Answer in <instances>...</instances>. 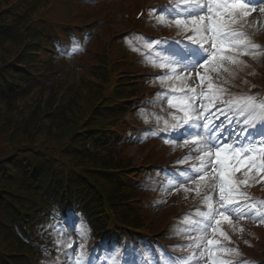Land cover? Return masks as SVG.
<instances>
[{
    "label": "trees",
    "instance_id": "trees-1",
    "mask_svg": "<svg viewBox=\"0 0 264 264\" xmlns=\"http://www.w3.org/2000/svg\"><path fill=\"white\" fill-rule=\"evenodd\" d=\"M61 1L75 0H0V264H42L50 237L41 230L71 209L98 239L147 228L135 208L143 185L125 184L139 176L111 173L131 166L126 116L146 82L131 54L110 49L114 26L68 59L94 20L49 18Z\"/></svg>",
    "mask_w": 264,
    "mask_h": 264
},
{
    "label": "rangeland",
    "instance_id": "rangeland-1",
    "mask_svg": "<svg viewBox=\"0 0 264 264\" xmlns=\"http://www.w3.org/2000/svg\"><path fill=\"white\" fill-rule=\"evenodd\" d=\"M210 2L211 0H198V3L205 8ZM225 2H227V0H225ZM79 4L80 3L77 2L61 1L56 4L52 11H49L48 16L49 18L56 17L62 19L70 11L74 17L73 21L78 22L80 19H83L81 15L85 13L83 9L86 8V20H95L96 22L102 20L100 25L104 29L103 32L106 31V28L109 29V27H112L117 22L118 18L119 23L117 25L122 29L136 26L138 31H144V29L151 25L155 33L170 34L176 31V33H179L182 37H187L192 36L193 33L178 28L175 25V18H177L176 12L181 10L187 12L199 11V9L196 8H187L182 2L178 3V0H108V3L105 5H98L97 8L96 5L84 6L83 4ZM175 5H180L182 9L174 11L175 15L170 18L167 16L169 13H167L168 11L166 8ZM142 9H146L147 12H151L150 10L152 9H166V13L160 17L152 16L153 23H149L150 25H148L146 21L143 22V19L134 25L131 18L133 16L135 18L136 14ZM78 13L81 15H78ZM242 17L243 21H241L239 28L237 30L233 29L235 32L243 34L239 39L244 41L246 38H254L257 41V37H259L261 41H264V1L261 2V4H248L247 8L244 9ZM219 18L220 17H218V19ZM223 19L226 22H231L233 20L237 22L236 12L234 11L230 15L224 16ZM69 20H71L70 17ZM97 32H99V30H96V33ZM208 35H211V33H208ZM210 45L211 41L206 42L204 47L210 48ZM131 46L134 47L133 42L129 43L127 47L130 48ZM253 52L258 54H252L249 48H244L243 46L227 49L215 60L209 57V63L205 65L204 68H201L199 73L196 70L181 73L179 72L180 66L178 65H171L169 67L170 69H167V71L162 70L161 73L155 75H150L151 73L149 71L148 74L142 72L143 75L140 76L141 78L147 76V78L152 79L150 86L153 92L156 93V97L145 101L146 104L138 107L135 111L137 112L136 115L130 116V118L138 119L144 130L152 126H157L163 132V135L172 134L174 131L171 125H168V120L173 118V111L169 106V101L176 98L177 100H186V104H191L193 101L190 98L195 97L194 107L197 109V112L203 113V108L205 107L213 111L211 109L212 105L208 103V98L212 94L211 86L213 85L214 93L220 94L226 92L236 81L232 75L235 74L238 78H244L241 73L231 68L228 70L227 66L223 67V65L232 66L234 63L232 57H243V54L251 57L255 64L260 65V62L255 59H258L260 53L264 52V46L254 49ZM146 55L143 57L138 53L139 59H144L140 62L141 64L149 60ZM171 67H176L178 74L174 75L171 72ZM161 69L165 68L160 65V70ZM225 69L228 70V73H226L227 75H222L221 70L224 72ZM158 71L159 69L155 72ZM162 76L165 77V79H160ZM201 76H204L205 79L201 80ZM209 81H211V84ZM257 81H259V85L264 88V73L257 76ZM220 100L224 101L223 98ZM184 113L177 115L176 118L182 120L185 116ZM191 114L195 115V113L190 110L189 115ZM176 125L183 127L181 121H177ZM144 138H147V140L150 139L149 135H145ZM189 143L188 141H178L170 147L168 160L165 161L163 166L167 168L176 164L174 167L178 169L177 177L174 179L170 176L165 182H162V189L157 191L156 198L151 201L147 199L144 200L141 212L145 213V218L151 221L154 227H159L165 222L169 224L171 219L182 220L181 223L176 226L175 231L173 233L169 232L167 237L174 240L171 244L177 248L178 254L187 250L193 252L187 259L186 264H211L214 258L225 260V257L235 259H239L241 256L259 257L264 252V222L260 220V217H264V193H262L264 191V171H260L258 168L248 169L247 167L239 169L243 172L241 179H239V183L237 182L240 188L250 189L259 184L263 187L261 194H259L260 196L252 194L251 192L248 194V200L252 198L251 201L253 204L244 212V215H242L243 218H247V222H240V220H238L240 215H229L228 213L229 219L222 220L220 224H215L214 227L216 229L213 233L210 232L203 236L194 237L192 225L196 212L189 211V209L197 205L201 199L204 200L202 209L206 210L209 218L205 222V231L212 226L218 218L217 215L220 213V209L217 208L219 203L218 174L220 171H213L211 174L205 175L202 179H191L194 171L200 168L203 154L200 151L196 154L197 147ZM132 148L131 157L133 158V163L145 167L156 161V156L151 158L146 154H141L138 145ZM186 152L191 155H196L197 162L191 160L185 164H181L183 162L182 157ZM172 156L182 157L173 158ZM195 164L199 166L198 169L196 167L192 173L178 177L183 168ZM239 170L235 172L239 173ZM212 185H215V189H213ZM208 189L209 191L206 192ZM209 205H211V208H209ZM240 207L239 213L241 214L242 209ZM70 223V228L75 227V230H71L67 225L70 229V231L67 232L65 227L59 226L53 235V243L68 246V250L73 251L72 242H76L78 247H76V249L73 247L76 252V258H73V254H70L65 264H89L91 255H87L86 252L90 249L88 244L92 242V239L86 233V227L82 225V220L80 218L78 219V224L75 223L73 226L72 222ZM159 234L162 236L164 232L162 231ZM208 240H216L222 248L229 249L230 251L224 252L218 250L215 246L208 245ZM199 254H202V257L197 259ZM94 264L100 263L96 260Z\"/></svg>",
    "mask_w": 264,
    "mask_h": 264
},
{
    "label": "snow or ice",
    "instance_id": "snow-or-ice-1",
    "mask_svg": "<svg viewBox=\"0 0 264 264\" xmlns=\"http://www.w3.org/2000/svg\"><path fill=\"white\" fill-rule=\"evenodd\" d=\"M179 2L187 8L199 9L197 12L183 10L176 12L175 25L192 32L193 35L187 36L185 40L157 41V46L165 45L161 49L165 53L166 61L161 65L162 67L178 65L181 73L192 70L199 73V70L209 63V57L215 60L227 49L240 46L249 47L247 43L239 39L243 34L231 29L223 17L236 10H243L248 4H254L258 0H248L247 4L243 0H227V2L211 0L206 8L198 3V0H178ZM162 10L150 11L159 15ZM209 41H211L210 48H205L204 44ZM171 72L174 75L178 74L176 67H171ZM160 79H165V77L162 76ZM204 79L205 77L201 76V80ZM209 83L211 84V81ZM190 99L193 101L192 104L182 105L185 108V116L182 119L183 127H180L170 138L184 139L187 142V137H192L194 143H199L201 134H206L207 139L203 140L204 146L199 150L203 154L201 165L198 170L194 171L191 179H202L208 171L221 169L218 174L221 211L220 219L215 220L216 224H220L222 220H228L229 215H240L238 200L243 194L239 192L237 182L231 178V174L242 167L258 168L264 171V100L257 104L252 97L236 101H214L213 97H209L208 103L215 111L205 107L203 113L206 115H202L193 106L196 98L191 97ZM217 104L220 106L217 107ZM189 109L195 115H189ZM201 116L203 122H201ZM257 121L259 123H256ZM213 150H215L214 154ZM256 153L258 155H254ZM212 187L215 189V185ZM260 220L264 222V217H260ZM207 244L224 252L230 251L222 248L216 240H208ZM156 264L160 262L157 261ZM211 264H226V261L214 258Z\"/></svg>",
    "mask_w": 264,
    "mask_h": 264
}]
</instances>
